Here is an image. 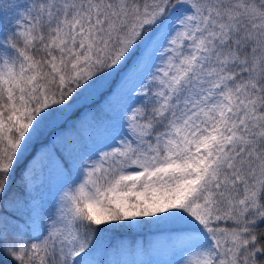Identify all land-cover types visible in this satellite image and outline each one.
<instances>
[{
  "label": "snow or ice",
  "instance_id": "obj_1",
  "mask_svg": "<svg viewBox=\"0 0 264 264\" xmlns=\"http://www.w3.org/2000/svg\"><path fill=\"white\" fill-rule=\"evenodd\" d=\"M0 264H264V0H0Z\"/></svg>",
  "mask_w": 264,
  "mask_h": 264
}]
</instances>
